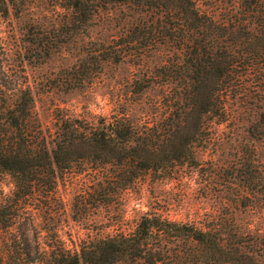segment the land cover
<instances>
[{
  "label": "trees",
  "instance_id": "1",
  "mask_svg": "<svg viewBox=\"0 0 264 264\" xmlns=\"http://www.w3.org/2000/svg\"><path fill=\"white\" fill-rule=\"evenodd\" d=\"M20 1L0 0V14L8 15ZM60 3L70 8L60 25L65 33L84 31L99 10L110 6L123 4L136 12L119 34L89 40L85 56L71 67L68 87L90 82L104 62L142 58L165 47L172 55L132 83L136 93L164 84V108L158 117L139 119L124 107L93 119L60 113L47 136L24 74L0 60V173L12 181L0 200V264H264V231L238 232L218 220H178L151 210L128 232L72 247L51 222L60 208L58 177L74 168L91 178L80 193L79 212L88 204L118 201L144 173L198 163L196 146L209 139L212 122L225 118L227 99L239 91L243 75L264 71V0H240L239 12L228 21L201 10L195 0ZM54 37L43 40L44 56L63 41ZM253 171L242 174L246 186L264 194V183Z\"/></svg>",
  "mask_w": 264,
  "mask_h": 264
},
{
  "label": "rangeland",
  "instance_id": "2",
  "mask_svg": "<svg viewBox=\"0 0 264 264\" xmlns=\"http://www.w3.org/2000/svg\"><path fill=\"white\" fill-rule=\"evenodd\" d=\"M195 1L219 20L228 21L240 10V0ZM69 16L70 8L60 0H22L10 6L8 15L0 14V60L24 74L33 95L34 114L45 134L53 132L60 113L93 119L124 107L134 119L160 116L166 86L155 82L136 93L132 83L172 51L159 47L142 58L104 62L90 82L69 88L71 67L85 56L89 40L119 34L136 12L123 4L110 6L99 10L84 31L61 32L60 25ZM47 36L63 41L44 56L42 42ZM263 76L264 71L243 75V85L227 99L225 118L212 122L209 139L196 146L199 161L195 165L184 163L168 172L144 173L122 191L118 201L97 207L88 204L79 212L80 193L89 188L90 176L77 168L59 175L60 208L51 219L58 235L72 247L82 240L128 232L142 213L151 210L178 220L210 224L218 220L238 232L261 234L264 194L250 191L242 174L247 168L254 169L259 184L264 183ZM11 188L10 175L0 173V200Z\"/></svg>",
  "mask_w": 264,
  "mask_h": 264
}]
</instances>
